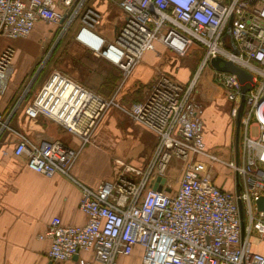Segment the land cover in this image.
I'll return each mask as SVG.
<instances>
[{
	"label": "built area",
	"instance_id": "obj_1",
	"mask_svg": "<svg viewBox=\"0 0 264 264\" xmlns=\"http://www.w3.org/2000/svg\"><path fill=\"white\" fill-rule=\"evenodd\" d=\"M73 1L62 0L58 7L52 0H0V36L26 38L38 21L68 29L82 6ZM119 6L124 18L111 42L91 29L90 10L76 34L79 43L119 70V88L158 45L180 58L195 46L200 66L185 85L162 74L140 101L120 108L156 141L142 169L125 165L114 181L95 188L75 182L70 170L78 151L60 140L31 142L21 136L16 141L13 155L24 156L28 169L46 178L60 175L80 188L78 210L85 224L65 225L55 217L38 236L50 243L49 264H120L137 248L139 264H264V0L254 5L246 0H121ZM13 55L10 47L0 53V92ZM213 59L231 62L251 77L229 161L207 151L203 111L195 98L200 75L209 71L235 122L241 84L236 75L214 69ZM111 103L52 71L24 114L46 118L85 145ZM4 127L0 114V132ZM173 161L181 165L170 178ZM219 165L237 177L238 193L218 186ZM157 178L171 181L170 192L165 185L160 192L152 189Z\"/></svg>",
	"mask_w": 264,
	"mask_h": 264
},
{
	"label": "crops",
	"instance_id": "obj_2",
	"mask_svg": "<svg viewBox=\"0 0 264 264\" xmlns=\"http://www.w3.org/2000/svg\"><path fill=\"white\" fill-rule=\"evenodd\" d=\"M52 1L58 7L61 6L62 0ZM120 1L74 0V5L76 3L82 5L78 18L73 23L74 28L81 27L83 15L87 10H90L94 14V16L92 15L94 22L91 29L99 37L111 42L124 18L119 6ZM44 25L49 28L57 26L63 29L60 25H50L38 21L30 36L26 38L9 40L0 36V53L7 47L12 48L15 53L12 74L5 88L0 92V114L5 123V127L0 132V264H49L47 255L50 243L47 239L40 240L38 236L46 232L51 220L55 217L60 218L65 225L85 224L86 218L78 210L81 194L80 188L75 182L95 188L110 174L109 159L103 150L105 145L91 142V139L89 143L82 145L76 136L68 134L63 128L46 118L40 116L30 119L24 114V108L32 102L49 75H45L37 88L31 87L33 89L28 91L29 94L25 93L24 88L21 87L43 49L42 44L49 39L50 32L47 34L43 32ZM158 47L163 52H167L161 46L158 45ZM168 53L170 52L168 51ZM153 57L152 52L146 53L128 81L137 76L146 84L151 83L156 75L152 69L158 66L154 63ZM39 76L37 75L36 79ZM149 89H146L145 94ZM11 107L13 108L10 109ZM14 107L19 109H14ZM220 116V111L210 105L204 110L202 120H205L207 126L208 119L215 118L216 120ZM135 125L138 128L136 134L130 135L123 146H126L127 157L136 160L137 165L130 166L138 169L143 168L149 161L156 138L152 132ZM234 127L235 147V122ZM139 131L145 137H140ZM21 136L31 142L60 140L69 149L78 151L76 161L70 170V175L75 182L60 175L46 178L28 169L24 156L13 155V148ZM96 139L100 140L101 138L97 137ZM226 140L224 132V145L227 143ZM204 142L207 148L205 134ZM232 157L229 159L231 160ZM236 182L237 177L233 176L232 191L236 188ZM139 255L140 249L137 248L133 256L120 259L119 263L139 264Z\"/></svg>",
	"mask_w": 264,
	"mask_h": 264
},
{
	"label": "rangeland",
	"instance_id": "obj_3",
	"mask_svg": "<svg viewBox=\"0 0 264 264\" xmlns=\"http://www.w3.org/2000/svg\"><path fill=\"white\" fill-rule=\"evenodd\" d=\"M78 30V28H74V24L65 30L57 26L49 28L44 25L43 32L45 34L50 32L48 35L49 39L42 44L43 49H41L35 65L28 74L29 76L22 82L21 87L24 88L25 93L29 94L28 91L34 87L37 88L46 74L58 71L106 101H112L94 128L90 139L92 140L91 142L105 145L103 150L109 159L110 165V174L105 180L114 181L123 170V166L137 165L136 160L127 157L126 146H123V144L130 135L134 136L136 134L138 128L129 119L126 112L120 108L127 109L129 105L142 99L147 91L146 89L150 88L162 74H167L179 84L185 85L187 79L189 80L200 66L201 52L197 47L193 46L183 58H180L168 53V51L163 52L160 47L156 46V52H152V54L154 55V63L158 66L152 69L156 73L152 82L146 84L144 80L134 76L119 88L121 75L118 69L105 60L96 57L88 48L79 43L76 40ZM225 41L230 46L228 33L225 36ZM158 51L160 53L159 56H157ZM14 56L15 53L13 60ZM13 60L9 68L11 74L13 71ZM42 72L43 74H41ZM37 75L41 76L36 79ZM214 81L211 80L209 71H203L195 88V98L202 109L201 111H203L202 115H204V110L210 105L215 106L220 111L221 116L216 120L215 118L208 119L207 126L205 120H202L203 133L208 144L207 151L224 161H229L234 148V120L229 116L230 105L217 92L218 89L214 86ZM201 94H203V97ZM14 109L19 108L14 107ZM224 132L225 139L227 138L225 145L223 141ZM138 134L142 138L145 137L141 131ZM97 137L101 139L97 140ZM180 165L178 162L173 161L167 176L172 178L178 174L176 169ZM141 168L138 169L140 170ZM216 172L219 174L217 178L218 186L220 185V188L225 191L232 192L234 185L231 171L227 167L219 165Z\"/></svg>",
	"mask_w": 264,
	"mask_h": 264
},
{
	"label": "water",
	"instance_id": "obj_4",
	"mask_svg": "<svg viewBox=\"0 0 264 264\" xmlns=\"http://www.w3.org/2000/svg\"><path fill=\"white\" fill-rule=\"evenodd\" d=\"M250 5H254L256 3V0H246ZM230 30V26L228 25L227 28V32L229 33ZM236 52V51H235ZM222 63L223 66H220L219 64ZM211 66L220 71V72H226V73H230V74H234L237 76L239 83L241 84V93H242V97H241V102H240V106L236 112V116H235V123H236V136H235V140L237 143V134H238V121H239V117H240V113H241V109H242V103H243V94L245 93V91L248 89V87H246V82H250L251 77L250 75H248L246 72H244L243 70L239 69L238 67L234 66L231 62H227V61H222L220 59H213L211 61ZM171 181L169 179L165 180L164 178H157L155 183L152 186V189L155 191H162L163 189V185L166 186V188L164 189L165 192H170V185ZM238 183L236 182V193H238V189H237ZM262 200H259L258 204L261 206ZM239 208L241 210V206L239 204ZM76 259V257L74 258V260Z\"/></svg>",
	"mask_w": 264,
	"mask_h": 264
}]
</instances>
